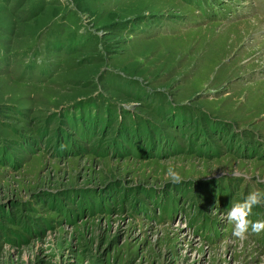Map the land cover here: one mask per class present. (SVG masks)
Listing matches in <instances>:
<instances>
[{"label":"rangeland","instance_id":"rangeland-1","mask_svg":"<svg viewBox=\"0 0 264 264\" xmlns=\"http://www.w3.org/2000/svg\"><path fill=\"white\" fill-rule=\"evenodd\" d=\"M3 145L0 264H264V0H0Z\"/></svg>","mask_w":264,"mask_h":264},{"label":"clouds","instance_id":"clouds-1","mask_svg":"<svg viewBox=\"0 0 264 264\" xmlns=\"http://www.w3.org/2000/svg\"><path fill=\"white\" fill-rule=\"evenodd\" d=\"M166 174L172 183L181 182L180 174L173 167H169ZM262 203H264V192L259 189L250 191L241 200L229 202L225 208V218L233 225L232 235L235 238L245 239L249 230L256 234L264 231V219L255 221L249 219L252 209Z\"/></svg>","mask_w":264,"mask_h":264},{"label":"trees","instance_id":"trees-1","mask_svg":"<svg viewBox=\"0 0 264 264\" xmlns=\"http://www.w3.org/2000/svg\"><path fill=\"white\" fill-rule=\"evenodd\" d=\"M79 105H80V102L77 104V106L79 107ZM80 113L82 114V112L80 111ZM81 122V125H83L84 123L82 122V121H80ZM77 124H78V122H77ZM75 126H76V124H74ZM89 127H91L90 125H88ZM137 127H138V125H136ZM87 127V126H86ZM85 127V128H86ZM129 127H131V126H129ZM128 129V128H127ZM136 129V128H135ZM130 130V129H129ZM137 130V129H136ZM120 136L121 137H123V133H121L120 134ZM125 139H127V137H124ZM5 151H6V148H5V146L3 145L1 148H0V155H3V154H6L5 153ZM2 152H4V153H2ZM11 158H14V156L13 157H11ZM11 158H9V159H11ZM165 205H166V203H165ZM172 204H170L169 206L167 205L166 207H172L171 206ZM164 210H168V209H164ZM169 211V210H168Z\"/></svg>","mask_w":264,"mask_h":264}]
</instances>
